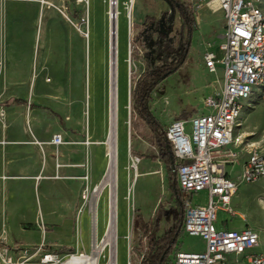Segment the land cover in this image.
Returning <instances> with one entry per match:
<instances>
[{"label":"rangeland","instance_id":"1","mask_svg":"<svg viewBox=\"0 0 264 264\" xmlns=\"http://www.w3.org/2000/svg\"><path fill=\"white\" fill-rule=\"evenodd\" d=\"M181 1L191 5L195 27L187 61L151 92L148 105L160 124L156 127L132 111L130 90L144 67L139 57L147 55L159 64L183 50L187 26L168 0H0V246H8L0 263L8 257L12 264L28 258L35 262L40 243L59 253L89 250V199L97 183H107L98 199L97 236L103 238L104 222L114 208L117 264L127 261L128 239L123 235L130 236L134 247L142 246L180 222L170 188L172 169L154 156L155 142L172 119L205 112L206 97L220 88L221 71L210 73L204 67L202 42L215 45L224 21L207 0ZM111 3H116L113 19L108 14ZM111 41L116 48L119 128L109 170L104 140ZM59 131L65 141L61 157L42 143ZM234 136L242 151L264 150V102L256 98L243 103ZM135 170L154 173L135 177ZM192 200L203 203L205 191ZM232 209L240 217L217 211L215 227L250 225L258 231V249L264 252V178L242 183ZM41 221L45 233L37 225ZM201 246L199 237L182 232L176 249ZM173 253L163 264H172Z\"/></svg>","mask_w":264,"mask_h":264},{"label":"built area","instance_id":"2","mask_svg":"<svg viewBox=\"0 0 264 264\" xmlns=\"http://www.w3.org/2000/svg\"><path fill=\"white\" fill-rule=\"evenodd\" d=\"M206 5L221 11L224 19L218 53L210 42H202L204 67L210 73L221 68V86L206 97L205 112L174 118L164 131L174 158L169 167L180 192L181 229L199 237L203 248L174 250L172 264H264L256 230L250 226L217 229L214 225L217 211L235 214L231 197L241 183L264 178V150L242 151L241 140L234 136L243 103L256 98L264 102V0H207ZM49 143L57 155L65 141L61 133H53ZM242 152L246 158L240 163ZM234 164L240 165L232 176L226 167ZM200 191H205V201L194 203L192 197ZM37 225L45 233L43 222ZM127 239L126 264H140L146 244L143 241L134 247L130 236ZM7 251L8 246H0V258ZM35 254H39L37 261L30 263L28 258L16 264H64L72 257L77 258L73 264H117L116 250L110 254L107 247L98 254L91 247L59 253L40 243ZM1 261L12 264L10 257Z\"/></svg>","mask_w":264,"mask_h":264},{"label":"trees","instance_id":"3","mask_svg":"<svg viewBox=\"0 0 264 264\" xmlns=\"http://www.w3.org/2000/svg\"><path fill=\"white\" fill-rule=\"evenodd\" d=\"M178 13L183 18L187 26V37L182 52L177 57L169 60L168 62L154 64L151 62L150 57L144 55L139 57L143 62V69L138 78L134 81L133 87L130 90L131 108L145 123L160 127L156 117L151 113L148 102L151 98L152 90L160 84V82L169 74L179 69L186 61L189 50V44L193 29L195 27V17L191 10V5L181 0H168ZM138 126L135 125L134 129ZM165 128L158 133L156 138L157 153L154 155L158 160L164 163L169 169V165L173 162V154L171 151L170 143L166 140L164 134ZM170 170V169H169ZM173 177H170V188L172 189L173 196L180 209L182 216V205L180 202V192L177 187L175 172L170 170ZM137 222L144 231H147V223L144 222L139 215ZM182 233L181 218L173 229H169L155 239H149L146 244V250L143 254L140 264H163L164 259L168 254L174 251L177 247V240Z\"/></svg>","mask_w":264,"mask_h":264},{"label":"bare ground","instance_id":"4","mask_svg":"<svg viewBox=\"0 0 264 264\" xmlns=\"http://www.w3.org/2000/svg\"><path fill=\"white\" fill-rule=\"evenodd\" d=\"M132 0H128V2H131ZM116 3H111V11L108 12L109 17L113 19V13L112 10H114V5ZM212 7L215 5L212 3ZM216 9L212 10L215 11ZM216 12V11H215ZM111 39V38H110ZM110 48H111V54L109 58V91H108V114H107V129L105 130V148H106V157H107V163L106 166L109 168V170L114 167L115 162V150L117 148V139H118V128H119V119H118V82H117V72H116V56H115V46L114 41L110 42ZM126 107V106H125ZM89 108V107H88ZM88 121V120H87ZM125 118L121 122V125L124 124ZM127 123V121H126ZM34 143H39L37 140H35ZM104 148V149H105ZM154 172H146V173H140L137 170H135V177L140 176L141 174H150ZM41 176H37V178H40ZM104 178V177H103ZM102 178V180H103ZM108 179H110V173L108 174ZM100 181L103 182V181ZM107 186V183L103 184H95L91 189V195L89 199V212L91 214V220H90V228H91V250L92 253L98 254L102 249L105 247L108 248L110 254H114L115 250L117 249V223H116V215L113 210H110L109 217L104 222V233L103 238L99 241L97 236V206H98V199L100 196V193L102 189ZM114 197V193H111L110 190V200L111 197ZM100 201V200H99ZM123 238H127L123 235ZM77 261L76 257H72L64 262V264H73Z\"/></svg>","mask_w":264,"mask_h":264},{"label":"crops","instance_id":"5","mask_svg":"<svg viewBox=\"0 0 264 264\" xmlns=\"http://www.w3.org/2000/svg\"><path fill=\"white\" fill-rule=\"evenodd\" d=\"M209 8V7H208ZM222 13V12H221ZM222 28H223V25L221 26ZM221 32H222V30L217 34V42H216V44L215 45H213L212 46V48L213 49H215V51L218 53V49H217V44L219 43V41H220V39H221ZM206 69V68H205ZM207 70V69H206ZM217 70H220L221 71V68L218 66V69ZM221 74V73H220ZM221 78H222V74H221ZM212 93V92H211ZM180 118H183V117H180ZM185 118V117H184ZM170 122V121H169ZM168 122V123H169ZM167 123V124H168ZM55 133H61L62 134V136H63V139H64V133L61 131H59V132H55ZM53 134V133H52ZM51 134V135H52ZM50 138L51 137H49V139L47 140V141H49L50 140ZM38 141V140H37ZM47 141H44V142H42L43 144H47V146H46V148H48V147H52V149L54 148L50 143H48ZM63 145V144H62ZM62 145H60L59 147H58V156H59V154H60V157H61V155H62V152L60 151V148H61V146ZM42 148H43V146H42ZM51 153H52V151H51ZM57 156V157H58ZM246 158V153L245 152H242L241 153V155H240V158H239V160H238V162L240 161V163L244 160ZM237 165V169H232L231 168V171H229L230 172V174L232 175V176H235L237 173H238V171H239V165L240 164H236ZM58 166H59V164H58ZM242 184V183H241ZM240 184V185H241ZM240 185H239V188H240ZM239 188H238V190H239ZM237 190V191H238ZM237 193V192H236ZM236 193L231 197V206H232V199H233V197L236 195ZM238 215V217H240V215L238 214V213H236L235 212V214L234 215ZM231 216H233V215H231ZM245 226H250V225H244L243 227H245ZM242 227V228H243ZM251 227V226H250ZM253 228V227H252ZM236 229V228H235ZM239 229H241V228H239ZM254 229V228H253ZM255 230V229H254ZM258 232V231H257ZM201 240V239H200ZM202 241V240H201ZM258 247H259V245H258ZM258 247H257V250L258 251H260L259 249H258ZM203 248V242H202V246L200 247V248H197V249H202ZM196 250L195 248H190V249H183V250ZM261 252V251H260ZM262 253H264V252H262Z\"/></svg>","mask_w":264,"mask_h":264}]
</instances>
